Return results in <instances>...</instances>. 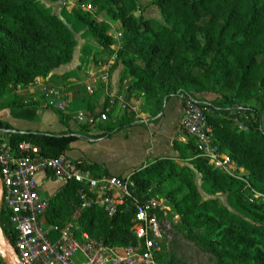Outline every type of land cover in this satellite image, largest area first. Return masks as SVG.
I'll use <instances>...</instances> for the list:
<instances>
[{
	"label": "trees",
	"instance_id": "trees-1",
	"mask_svg": "<svg viewBox=\"0 0 264 264\" xmlns=\"http://www.w3.org/2000/svg\"><path fill=\"white\" fill-rule=\"evenodd\" d=\"M77 5H89L97 14L120 20L128 35L122 39L116 63L124 65L123 72L132 81L129 92L154 101L157 114L173 99L203 92H216L223 101L237 103L238 108L232 112L240 110L249 117L245 133L234 126L235 114L228 115L227 110L219 108L221 102H198L211 111L207 120L219 150L246 172L249 187L264 196V0H155L161 23L141 15L135 18L136 0H77ZM78 19L104 45H112L106 24L88 12ZM73 48L70 30L40 4L0 0V97L68 64ZM250 102L258 104L260 111L250 108ZM134 125L126 122L107 134L90 136L81 132L78 136L18 132L0 120V142L30 143L41 150L42 157L51 159L66 154L76 141L110 138ZM185 138V144L175 140L174 151L181 159L195 158L204 186L235 198L248 219L229 216L214 202L202 203L186 170L169 159H158L130 175L136 187L134 195L144 200L143 193L156 183L195 245L210 254L215 264H264V202L248 203L244 191L241 193L245 184L219 174L198 157L194 141ZM79 161L81 170L94 177L111 176L96 164ZM77 188L67 183L50 199L46 219L51 226L63 225L78 208ZM132 217L133 211L125 205L112 218L98 210L83 211L75 233L77 237L87 234L108 247H134L138 241L130 232ZM0 231L13 247L15 235L9 217L1 210ZM166 264L175 263L170 259Z\"/></svg>",
	"mask_w": 264,
	"mask_h": 264
},
{
	"label": "built area",
	"instance_id": "built-area-1",
	"mask_svg": "<svg viewBox=\"0 0 264 264\" xmlns=\"http://www.w3.org/2000/svg\"><path fill=\"white\" fill-rule=\"evenodd\" d=\"M86 12L92 8L82 7ZM119 36V35H118ZM112 40L110 63H116L118 53L122 49L120 36H108ZM101 69L97 74L90 73L91 82L86 86L89 95L94 93L96 85L107 86L108 74ZM35 83V82H34ZM31 94H33V85ZM45 106L57 111H65L68 102L63 93L55 88L41 87ZM108 110L116 102L114 95L107 96ZM183 112L180 118V128L189 139L193 140L198 157L205 159L209 166L219 174L245 184L248 192V203L264 202V196L253 191L246 182V172L238 168L227 154L218 148L215 132L208 124V108L201 107L196 100L183 99ZM107 117L100 113L97 120L90 118L88 125L96 121L105 122ZM249 117L243 111L235 113L232 122L239 132H247ZM0 136L2 131L0 130ZM1 138V137H0ZM79 159L73 160L66 154L56 158L41 156V150L26 142L11 144L0 142V182L2 199L0 210L9 217V223L15 235L13 249L19 264H161L163 255L162 236L158 223L167 216H173L171 206L162 197L144 196L140 201L136 198V187L130 176L126 177H94L81 170ZM38 174L50 175L62 183L53 196L62 191L67 183L78 186V208L73 212V224L65 225L61 230H55L46 224L45 217L49 209L50 199L39 193L35 177ZM245 191V192H246ZM125 205L133 211L130 232L137 239L134 247H108L101 240L92 239L87 234L76 236V223L83 211L98 210L109 218L116 215L119 207ZM173 220H179L175 214ZM165 226V225H164ZM57 238L52 240V233ZM0 264H5L0 256Z\"/></svg>",
	"mask_w": 264,
	"mask_h": 264
},
{
	"label": "rangeland",
	"instance_id": "rangeland-1",
	"mask_svg": "<svg viewBox=\"0 0 264 264\" xmlns=\"http://www.w3.org/2000/svg\"><path fill=\"white\" fill-rule=\"evenodd\" d=\"M32 1L40 4L48 15L59 19L70 30L74 41L72 58L68 64L42 77V81L37 80L33 85V95L22 100L19 105H17L18 101H16V99H18V97H16L17 93L19 92L20 96L24 93L28 94L27 88H18L8 96L0 97V120L4 117L8 119L9 116H12V114L9 115V113H11L14 108L36 111L33 107L42 106L43 110L48 111L44 116L40 117L37 115L30 119L25 117L26 119H23V124L16 123L12 125H16L14 127L18 129H29L30 131L58 129V117L60 121L74 126L80 133L85 132L87 135L90 133V136L101 132L107 134L113 127L125 124L126 122L138 125L139 121L142 122L145 119L146 121L149 120L148 124L152 125L148 126L149 129L144 126L135 125L133 127H127L100 144L87 143L92 140L88 138L86 139L87 141L83 140L84 142H75L72 145L74 149L70 151V156L72 158H77L78 156L84 157L85 155L91 161L104 162L115 172V175L124 177L153 165L158 159L172 160L179 167L186 170L190 179L196 186L202 203L214 202L223 213L235 218L247 220L248 217L243 214L235 198L225 194L213 193L204 186L202 176L194 165L195 158L181 159L177 153L176 157L168 156L171 154L167 152L148 153L147 148L150 144L146 141L158 131L156 123L164 107L160 113L157 114L158 111H155L154 101H145L143 96L138 92H129L128 88L132 81L123 72L124 65L121 63H110L111 52L108 46L99 41L86 28L84 23L78 19L82 13H87L82 9L83 6L79 7L77 5V0ZM154 1L155 0H136L137 9L133 12V16L137 18L141 15L143 18L152 19L161 23V15L153 5ZM84 6L86 8L87 5ZM88 14L96 18L98 22L107 25V36H109V34L117 37L120 36L122 41V39H125L128 35L120 20L106 14H97L94 8H92ZM118 61L119 60H117V62ZM103 67L106 69L103 73L106 72L108 74L107 86L96 85L94 93L89 95L86 91V86L92 80L89 74H97ZM41 87L55 88L61 91L64 95V99L68 102L65 111H57L51 107L45 106L42 94H40ZM108 95H114L116 97V102L113 108L106 111L109 108L106 103ZM188 97L197 102H221L219 108L227 110L228 115L235 114L232 110L238 108L236 102L229 104L230 100L226 99L223 101V96L218 95L216 92H203L201 94L187 96L186 98ZM31 98H35V100L32 101L30 100ZM183 99L184 98L180 97L173 99L174 101L168 102V109L161 118L168 131L175 130L178 125L179 114L177 102H182L183 104ZM248 106L260 111L258 104L250 102ZM100 113L106 115L107 120L105 122L96 121L92 125L86 123L90 118L97 120ZM154 114H156L155 117L153 116ZM12 118L16 119L17 117ZM1 121L4 122L3 120ZM25 122H30V125L24 126ZM34 124L38 126H34ZM19 126H24L25 128ZM85 126L88 127L86 131L85 128H83ZM261 127L264 131V115L261 116ZM143 131H146V135ZM179 133L187 137L180 126ZM174 142L175 141H173V143ZM176 142L179 143L177 140ZM150 155L162 157L153 159L150 163H146V159L150 157ZM61 185L62 184L57 181L50 180L49 182H45L41 191L45 196L49 197V194L58 190ZM160 189L161 188H159L156 183H153L150 189H147L145 193H143V196H157L166 199L165 193ZM243 191L244 198H246L248 192L244 189L241 193ZM168 204L170 205L169 202ZM72 215L73 212L67 217L63 225H52V228L61 230L65 225L73 224L74 222H72L71 219ZM174 215L175 212L173 211V216ZM173 216H167L162 222L158 223V230L162 236L163 244V255L159 259L161 263L166 264L170 259H173L175 264H215L213 257L195 245L188 235L186 228L180 223V220L174 221ZM55 234L57 235L56 232L52 233V235Z\"/></svg>",
	"mask_w": 264,
	"mask_h": 264
},
{
	"label": "crops",
	"instance_id": "crops-1",
	"mask_svg": "<svg viewBox=\"0 0 264 264\" xmlns=\"http://www.w3.org/2000/svg\"><path fill=\"white\" fill-rule=\"evenodd\" d=\"M38 81H42V79H38ZM27 89H28V94L27 93H24L23 95H21L20 96V94H19V92L17 93V96L16 97H18V99H16V101H18L17 102V105H19V103H21V101L22 100H24V99H26V98H28V96L30 97V95H33V94H31V91H32V89H31V86H28V87H26ZM19 95V96H18ZM30 100H32V101H34L35 100V98H31ZM69 101V100H68ZM171 101H174V100H171ZM170 102V101H169ZM177 102V101H176ZM178 103V114H179V118H178V125H177V127H176V129L175 130H173V131H168V129L165 127V125H164V121L161 119L163 116H164V114H165V112L167 111V106H168V103H166L165 104V106H164V109L162 110V112H161V114H160V116H159V119H158V122L156 123V127L158 128V131L155 133V135L154 136H151V138L150 139H148V141H146L147 143H149L150 145L148 146V148H147V150H148V153L150 154V152H167L168 154H171V155H168V156H173V157H176V152L174 151V149H173V141H175V140H177V141H179V143H181V144H185L186 143V138H185V136L184 135H181L180 133H179V126H180V118H181V116H182V112H183V107H182V102H177ZM33 109H35L36 111H33V110H30V111H26L25 109H21L20 108V110L19 109H17V108H14L13 110H12V112L11 113H9V115L10 114H12V116H9L8 117V119L10 118L11 119V121H10V119L8 120L7 119V117H4L3 119H1V120H3L5 123H7L14 131H18V132H26V131H30L29 129L28 130H24V129H18V128H16V127H14V126H16V125H12V124H19V123H21V124H23L22 122L24 121L23 119H26L25 117H27L28 119H30V118H34L35 116H37V115H39L40 117H42V116H44L45 115V113L46 112H48V111H45V110H43V108H42V106H40V107H33ZM16 110H19V111H16ZM12 117H17L16 119H13ZM138 119H140V118H138ZM148 121L149 120H147L146 121V119L145 120H143L142 122L141 121H139L138 122V125H136V126H144V127H147L148 128V126H152L151 124H148ZM29 123V124H28ZM57 126H58V129H51V130H48V129H45V130H43V131H30V132H41V133H46V132H48V133H53V134H63V133H72V134H74V135H78L79 136V134H80V132L77 130V129H75V127L74 126H72V125H69L68 123H64V122H62V121H60L59 119H58V117H57ZM142 124V125H141ZM30 125V122H25L24 123V126H29ZM24 126H19V127H21V128H23ZM34 126H38L37 124H34ZM25 128V127H24ZM149 129V128H148ZM118 133V132H117ZM116 133V134H117ZM143 133L146 135V131H143ZM90 134V133H89ZM88 134V135H89ZM100 134H103V132H101V133H99V134H93L92 136H98V135H100ZM139 135V134H138ZM113 136H115V134L113 135ZM112 136V137H113ZM111 138V137H110ZM108 140V138H105V139H98V140H95V139H92V140H90L91 142H87V143H91V144H100L101 142H103V141H107ZM79 141H81V142H84L83 140H79ZM79 141H76V142H79ZM75 143V142H74ZM74 143H72L71 145H70V148H69V151L68 152H66V155L68 156V157H70L71 159H73V160H77V159H82L83 161H85L86 162V164H96V165H98V166H100V167H102V168H104L111 176H117V177H124V176H121V175H115L114 173V171H112L107 165H106V163H104V162H101V161H99V162H96V161H91V160H89L85 155H84V157H81V156H78L77 158H72L71 156H70V151L71 150H73L74 148H72V145L74 144ZM167 153H164V154H167ZM164 156V155H163ZM159 157H162V156H158V155H154V156H151L150 155V157H148L147 159H146V163H150L153 159H156V158H159ZM151 159V160H150ZM130 176V175H129ZM35 180H36V183H37V185H38V190H39V193L42 195V196H44V197H46V198H49V197H52L54 194H55V192L57 191H54V192H52L51 194H49V197L48 196H45L43 193H42V191H41V189L43 188V186H44V184H45V182H49L50 180H53V181H57V180H55L54 178H52L50 175H47V174H38L36 177H35ZM57 182H59V181H57ZM60 183V182H59ZM62 184V183H61ZM62 186V185H61ZM61 188V187H60ZM59 188V189H60ZM45 221H46V224H49L48 222H47V219H46V217H45ZM50 225V224H49ZM57 238V235L55 234V235H52V240H55Z\"/></svg>",
	"mask_w": 264,
	"mask_h": 264
},
{
	"label": "water",
	"instance_id": "water-1",
	"mask_svg": "<svg viewBox=\"0 0 264 264\" xmlns=\"http://www.w3.org/2000/svg\"><path fill=\"white\" fill-rule=\"evenodd\" d=\"M2 199V185L0 182V202ZM0 256L3 258L5 264H19L17 255L12 246L5 240L0 231Z\"/></svg>",
	"mask_w": 264,
	"mask_h": 264
}]
</instances>
